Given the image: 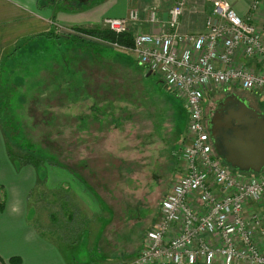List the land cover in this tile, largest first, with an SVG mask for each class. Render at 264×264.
Segmentation results:
<instances>
[{"label":"rangeland","instance_id":"374dc122","mask_svg":"<svg viewBox=\"0 0 264 264\" xmlns=\"http://www.w3.org/2000/svg\"><path fill=\"white\" fill-rule=\"evenodd\" d=\"M39 1L42 4L48 3V0ZM56 2L58 14L77 13L78 16L88 6L92 7L84 0ZM74 4L81 8L75 10L78 6L73 7ZM156 9L157 7L151 10ZM238 15L241 16L240 13ZM102 22L101 26L104 27L105 23ZM71 29L73 28L65 30L66 33ZM84 37L87 39L89 36ZM74 45L72 42L56 48L48 44L45 47L40 42L32 48L19 50L20 52L6 60L1 76L4 91L1 101L4 126L8 132V147L11 145L19 153H23L25 149L41 152L44 162L50 165H67L70 172L69 167L76 164L77 158H87L89 155L88 151L79 147L80 139L77 136L87 134L80 133V120L84 117L91 119L86 124L89 130L100 127L105 131L110 130L112 122H100L94 117V110L100 109V115L107 116L105 110L110 108L104 104L107 99L114 100L118 118L115 128L109 132L111 139L99 138L92 142L87 134L89 138L83 140L87 144L97 145L104 141L115 145L117 149L120 148L116 152L118 162L125 160L121 167L124 163L126 168L132 167L128 187L115 188L114 193H125V205L128 204L121 244L137 247L144 243L145 235L159 220L162 200L183 173V162L176 154L189 135V110L186 102L169 90L158 74L149 75L150 71L137 63L131 51L114 48L96 39H87L86 45L80 43L79 47L72 49ZM231 93L247 98L257 111L264 113V96L243 89L235 92L219 89L209 94L206 106L213 107L217 100ZM147 117H150L152 123ZM147 123V130L153 127L152 133L146 136L151 138L149 146L144 144V147H148L147 154L143 162L138 157L135 163H131L128 160L135 153L120 146L139 138V128L142 129L141 137L144 136ZM142 138L138 141L142 142ZM78 147L80 149L77 155ZM65 151L68 153L63 155ZM123 171L126 172V169L121 168L117 177ZM34 175L35 180L42 179L41 171L35 170ZM43 188L37 186L32 190ZM56 189L58 188L52 189V196L57 199L61 193ZM32 190L31 194L38 193ZM45 194L48 195L47 190ZM51 205L54 208L48 206L46 200L42 201L41 197L29 203L33 212L31 220L37 229L41 228L39 230L43 235L46 234L49 238L51 233V238L59 242L62 239L58 230L59 221L64 216L60 214L59 205L56 208L55 203ZM50 213H54L52 218L55 217L56 220L49 219ZM45 226L50 229L42 231ZM64 230H61L62 233ZM129 256L131 255L127 257Z\"/></svg>","mask_w":264,"mask_h":264},{"label":"built area","instance_id":"2783aa9c","mask_svg":"<svg viewBox=\"0 0 264 264\" xmlns=\"http://www.w3.org/2000/svg\"><path fill=\"white\" fill-rule=\"evenodd\" d=\"M210 1L201 33H179L181 1L160 33L137 32L130 49L110 44L131 51L189 110V135L176 154L183 173L162 200L135 264H264V211L252 209L264 202V173L243 174L225 164L205 116L207 97L219 89L264 96V29L254 22L261 2L255 0L252 15L243 18L225 0ZM137 22L138 10H131L127 18L105 20L104 27L123 35ZM149 23L159 25L157 9Z\"/></svg>","mask_w":264,"mask_h":264},{"label":"crops","instance_id":"0c3cea01","mask_svg":"<svg viewBox=\"0 0 264 264\" xmlns=\"http://www.w3.org/2000/svg\"><path fill=\"white\" fill-rule=\"evenodd\" d=\"M181 1L185 3V9L180 20L179 33L203 32L213 9L210 0H91L92 7L88 6L87 10L78 16L77 13L58 14L57 5L42 4L39 0H0V204L1 202L3 204L0 205V264H135L144 243L137 247L121 244L128 204L125 205V193L122 191L121 194L114 193L115 188L128 187L132 167L126 168L125 163L121 167L125 160L121 159L118 162L116 152L120 148L117 149L115 145H109L104 141L97 145L87 144L83 140L89 138L87 134L92 138V142L98 141L99 138L111 139L109 132L115 128L118 118L114 100L107 99L104 104L110 108L105 110L107 116L100 115L102 110L93 109L94 117L100 122H112L110 130L105 131L101 127L89 130L86 124L91 122V119L84 117L80 120V133L87 134L77 136L80 139L79 147L88 151L89 155L87 158H77L76 164L69 167L70 172L68 166L63 164L50 165L44 162L38 168L22 166L9 155L8 132L1 114L3 108L1 98L4 93L1 76L6 60L19 50L32 48L40 42L45 47L48 44L56 48L62 47L63 44H71L73 40L63 36L65 30L75 26L101 25V22L108 18H127L131 10L139 11V22L130 25L132 33H160L162 29H166L170 10ZM225 1L240 13L241 17L243 15V18H248L253 13L252 4L255 0ZM260 2V9L255 14L254 22L259 28L264 29V0ZM155 7L158 9L159 25H162V28L149 23L150 11ZM52 32L57 36L52 37ZM70 32L72 34L74 31ZM73 43L75 45L72 49L79 47L80 43ZM147 119L152 123L150 117ZM148 123L143 138L142 129L139 128V138L120 146L135 153L128 160L131 163H135L138 157L142 162L145 159L148 147H144V144L149 146L151 139L146 136L153 131V127L147 130ZM141 138L142 142H139L138 139ZM67 151L63 152V155L67 154ZM121 168H125L126 172L123 171V174L117 177L116 174ZM35 170L42 172L40 185L39 179L35 180ZM37 186L44 187L45 192L46 190L52 192L55 188L60 190L61 196L57 199L51 194L44 198L46 202H51L52 198L53 203L58 202L55 208L61 202L58 209L64 219L59 221V229L57 228L62 237L59 242L51 238V233L49 238L46 234L43 235L32 223L30 192ZM50 207L54 208L53 205ZM252 209L264 211V204H255ZM53 214H49V219L56 220L55 217L52 218ZM62 223L64 226H61ZM46 229L50 227L45 226L43 231ZM63 229L65 230L62 233ZM128 255L131 256L127 257ZM12 258H20V262L13 263L10 261Z\"/></svg>","mask_w":264,"mask_h":264},{"label":"water","instance_id":"95a60500","mask_svg":"<svg viewBox=\"0 0 264 264\" xmlns=\"http://www.w3.org/2000/svg\"><path fill=\"white\" fill-rule=\"evenodd\" d=\"M207 125L218 157L231 169L247 174L264 171V113L246 98L231 93L217 101Z\"/></svg>","mask_w":264,"mask_h":264},{"label":"trees","instance_id":"16d2710c","mask_svg":"<svg viewBox=\"0 0 264 264\" xmlns=\"http://www.w3.org/2000/svg\"><path fill=\"white\" fill-rule=\"evenodd\" d=\"M56 1L57 0H48V3L57 4ZM84 1L86 2V4H90V2H91V0H84ZM97 3H100V2H97ZM78 4H76V5L74 4L73 7L78 6V7H75V10H76V8H81L80 5H78ZM71 30L74 31L73 33H75V34H73V33L71 34V32L69 31L67 33H64L63 36L67 37L68 39L73 40V42L81 43L83 45L87 44V39L89 41L96 39V40H99L103 43H107L109 45L110 44H117L119 47L126 48V49H130L134 46L135 33H132L131 31L126 33V34H123V35H116L101 25H96L93 27H77V26H75ZM145 34H147V33H145ZM151 34H153V33H151ZM51 35H52V37L57 36V34H55L53 32ZM84 36H89V37L86 39ZM58 37L62 38V36H58ZM89 38H92V39H89ZM235 91L236 90H234L232 92H235ZM249 93H251V92H249ZM1 109H2V111H1L2 112L1 113L2 114V121L4 123V119H3L4 112H3V108H1ZM7 114H8V112H7ZM5 115H6V113H5ZM10 121H6V122L10 123ZM8 148H9V155H10L11 159L13 161H17L22 166H32V167L38 168V167L42 166L44 163V161L42 159L43 156H41L42 155L41 152H38L36 150L25 149L23 151V153H19L11 145H9ZM40 181H41V179H39V185L41 183ZM36 191H38V193L30 194V203L32 201L34 202L35 200H37L38 197H41L42 201H44V198H47V194H45V189H37V190H34L33 192H36ZM52 193L53 192H48V195L51 194V196H52ZM52 201H54V200H52ZM52 201L47 202L48 206L51 205V203H53ZM55 204H58V202H55ZM0 205L1 206L3 205L2 202ZM39 229H41V228L39 227ZM42 231H43V228H42ZM10 261L13 263H17V262H20V258H12Z\"/></svg>","mask_w":264,"mask_h":264},{"label":"flooded vegetation","instance_id":"af4514ba","mask_svg":"<svg viewBox=\"0 0 264 264\" xmlns=\"http://www.w3.org/2000/svg\"><path fill=\"white\" fill-rule=\"evenodd\" d=\"M229 95V94H228ZM227 96V95H226ZM238 96H240V95H238ZM240 97H242V96H240ZM242 98H244V97H242ZM247 99V98H246ZM248 100V99H247ZM218 101V100H217ZM217 101L215 102V104H214V106L213 107H211V108H208L207 106H206V109H205V116H206V118H207V121H208V116L211 114V112L213 111V110H215L216 109V103H217ZM249 101V100H248ZM250 102V101H249ZM250 106L252 107V108H254L255 109V107L254 106H252V104H251V102H250ZM256 110V109H255ZM257 111V110H256ZM257 112H259V111H257ZM260 113H262V112H260Z\"/></svg>","mask_w":264,"mask_h":264}]
</instances>
